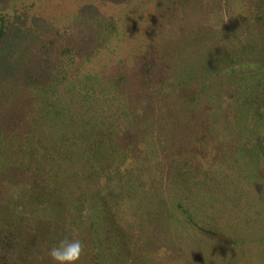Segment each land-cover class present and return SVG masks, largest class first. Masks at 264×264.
Masks as SVG:
<instances>
[{
  "label": "trees",
  "instance_id": "16d2710c",
  "mask_svg": "<svg viewBox=\"0 0 264 264\" xmlns=\"http://www.w3.org/2000/svg\"><path fill=\"white\" fill-rule=\"evenodd\" d=\"M117 1L0 0V264H54L48 249L72 229L85 245L75 264H143L142 228L159 219L137 220L132 196L155 190L160 171L212 178L242 158L264 175V0H166L176 22L195 9L207 23L180 72L165 17L149 24L143 0L109 19L96 7ZM146 146L158 149L143 183ZM183 200L186 234L207 246L245 239ZM181 251L151 259L181 264Z\"/></svg>",
  "mask_w": 264,
  "mask_h": 264
},
{
  "label": "rangeland",
  "instance_id": "374dc122",
  "mask_svg": "<svg viewBox=\"0 0 264 264\" xmlns=\"http://www.w3.org/2000/svg\"><path fill=\"white\" fill-rule=\"evenodd\" d=\"M205 1L203 0L204 3ZM126 2L127 0H120L114 2L115 5L98 3L96 7L106 10V17L109 19L112 18L110 13L113 12L117 15V12H120ZM163 3L165 4H162L160 0H152L151 2L150 0H143L140 8H143L142 10L146 8L145 15L147 17L145 18L149 24L158 15L165 17L160 19L161 21H158L157 25L161 28L162 34L170 35L175 41L174 46L178 48L180 55L175 69L177 68V71L180 72L181 66L182 68L188 66L183 64L185 61L187 64L190 62L195 45L199 42L195 34L198 36L199 33H202L207 23L203 18H198L200 16L195 9H190L189 13L188 9L186 10L187 20L183 19L181 22H176L172 13L176 12L177 5H172L166 0H163ZM67 7L70 8L71 5H67ZM177 15L180 17L181 11ZM197 20L200 23L194 27ZM163 22L169 24L171 28L166 27ZM149 24L143 27L145 30L143 34L145 33L144 36L147 35V37L153 36ZM123 26L125 27L126 23ZM129 27L130 25L125 28L128 29ZM126 33L129 34V32ZM129 39L131 38L126 41ZM125 52L126 50H123L122 54L125 55ZM193 66L191 64V68ZM152 121L161 130L160 122L164 120L152 117ZM181 127L182 124L180 123L178 128ZM148 132L150 131L142 130L139 133L143 142L146 141L145 136ZM155 149L158 148H153V150ZM153 150L149 146L142 148L143 156L145 153H150L137 162L144 170L142 172L143 183L147 180V172H151L150 169L153 168L154 160L157 159L155 156L157 153H153ZM249 162L246 163L241 158L234 163L236 168L225 167L218 176L215 174L216 177L213 176L212 178L203 177L201 174L195 178L190 177L187 173L171 177V175L160 171L159 180L157 179L158 182H156L157 184L160 183L155 190L149 191L148 189L146 193L143 191L135 192L132 196L134 199L132 203L137 220L151 215L158 216L159 219L157 222L147 221L144 223L145 227L142 229L146 231L143 241L145 256L142 255L140 263L156 264L151 259L155 252L161 254L162 251H166L172 257L175 255L174 251L177 244L180 243L182 246L179 257L182 261L181 264H187L190 259H193L194 263L188 264H264V243L260 240V230L264 231V175L256 177L255 168L249 165ZM256 167L262 169L259 161H257ZM217 170L220 171V169ZM149 184L151 186V182ZM182 191L183 194L179 195ZM185 195L187 198L183 197ZM181 197L184 199L181 202L182 208L188 209L194 217L195 215L199 216L198 220L203 217L208 224L214 222V226L237 236L238 239L246 234L242 237L246 240H239L238 245L235 246L226 243H219V245L210 243L211 245L207 246L200 236L186 234V225L183 224L177 209V203ZM137 201L139 203L136 205ZM161 244L165 249L160 248ZM216 246L220 250H214ZM160 260L162 259L157 261L160 262Z\"/></svg>",
  "mask_w": 264,
  "mask_h": 264
},
{
  "label": "clouds",
  "instance_id": "9594fccd",
  "mask_svg": "<svg viewBox=\"0 0 264 264\" xmlns=\"http://www.w3.org/2000/svg\"><path fill=\"white\" fill-rule=\"evenodd\" d=\"M72 238L65 237L47 251V256L54 264H75L84 252L85 245L77 238L72 229Z\"/></svg>",
  "mask_w": 264,
  "mask_h": 264
}]
</instances>
